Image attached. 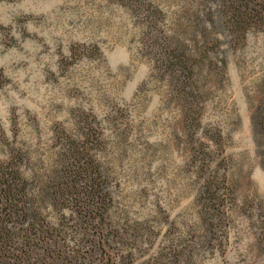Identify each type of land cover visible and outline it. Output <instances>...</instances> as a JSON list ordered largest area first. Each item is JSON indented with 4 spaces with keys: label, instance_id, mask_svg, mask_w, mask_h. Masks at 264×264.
I'll list each match as a JSON object with an SVG mask.
<instances>
[{
    "label": "rangeland",
    "instance_id": "1",
    "mask_svg": "<svg viewBox=\"0 0 264 264\" xmlns=\"http://www.w3.org/2000/svg\"><path fill=\"white\" fill-rule=\"evenodd\" d=\"M236 3L0 0V162L44 182L73 145L108 194L0 264H264V0Z\"/></svg>",
    "mask_w": 264,
    "mask_h": 264
},
{
    "label": "trees",
    "instance_id": "2",
    "mask_svg": "<svg viewBox=\"0 0 264 264\" xmlns=\"http://www.w3.org/2000/svg\"><path fill=\"white\" fill-rule=\"evenodd\" d=\"M226 1L230 0H221L223 3ZM236 1L234 13L245 15L243 3L246 0ZM70 148L75 153L74 164L70 163L68 150L64 156L68 166L61 167L57 176H51L44 182H38L31 174L28 178L22 177L21 168L28 169L29 166L24 154L16 153L8 162H0V251L10 252L12 243L16 241L21 245L19 251L26 258L35 253L41 244L54 238L55 231L45 226L38 214V208L43 204L56 208L60 203H69L83 194L80 203L82 211L77 213L79 219L87 224H91L95 217L106 220L104 204L108 203V194L103 193V185L106 184L104 172L92 161L86 162L85 168H82L79 159L86 155L73 145Z\"/></svg>",
    "mask_w": 264,
    "mask_h": 264
}]
</instances>
